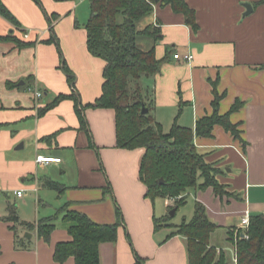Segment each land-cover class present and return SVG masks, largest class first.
<instances>
[{
    "label": "crops",
    "instance_id": "1",
    "mask_svg": "<svg viewBox=\"0 0 264 264\" xmlns=\"http://www.w3.org/2000/svg\"><path fill=\"white\" fill-rule=\"evenodd\" d=\"M39 1L3 0L21 27L0 17L1 35L14 33L23 41L36 42L25 49L0 43V264H60L55 259L56 246L72 240L69 223L61 213L65 207L99 224H115L117 208L122 211L124 221L117 241L100 245L101 264H137L138 259L140 264H189L186 237L177 234L176 228L156 229L158 212L163 215L175 204L172 199L159 204L157 199L146 197V187L139 178L144 150L117 147L115 110H85L96 149L90 146L89 134L81 127L72 99L40 114L62 94L75 92L83 106L94 104L103 93L106 62L88 49L90 0ZM262 1L186 0L196 11L197 31L171 6L156 5L139 28L159 26L162 40L137 38L140 49L155 47L157 58L163 61L158 74L139 81L152 114L162 125L164 117L174 124L182 106L178 122L185 127L195 128L199 119L211 115L214 82H218L222 95L220 114H227L237 101L243 103L230 116L241 139L219 125L212 137L195 138L199 152L220 171L217 179L228 193L219 196L213 188L192 189L186 199L194 207L192 218L196 204L201 203L209 219L219 226L210 246L225 253L229 264H235L237 256L230 232L244 231L242 219L247 212L250 216L264 214ZM247 3L253 8L250 14ZM52 37L59 46L42 43ZM186 55L193 59L185 62ZM35 91L43 92V96L37 99ZM41 156L61 161L39 163ZM46 180L64 185L65 192L59 194L46 187ZM20 190L24 191L22 197L15 194ZM10 196L20 201L19 213ZM4 203L9 214H15L17 223L23 225L25 240L8 221H12L10 215H4ZM31 208L34 220L27 215ZM48 219L56 225L49 240L27 227ZM221 230L228 234L226 247L216 243ZM19 238L23 247L16 249ZM64 264H75V258H68Z\"/></svg>",
    "mask_w": 264,
    "mask_h": 264
},
{
    "label": "trees",
    "instance_id": "2",
    "mask_svg": "<svg viewBox=\"0 0 264 264\" xmlns=\"http://www.w3.org/2000/svg\"><path fill=\"white\" fill-rule=\"evenodd\" d=\"M262 2L264 3V0ZM156 5L171 6L176 13L184 15L186 24L194 31L199 29L196 11L186 0H90L92 14L86 25L87 45L94 57L106 62L103 93L94 104L87 106L82 105L75 92L71 95H59L53 103L41 109L40 114H45L66 99H72L81 127L89 134L90 146L96 149L85 110H115L117 147L125 150H144L139 178L146 187V197L152 201L158 198H178L175 205L178 210L186 203L187 194L192 189L205 191L213 188L219 196L228 193L226 186L217 179L220 171L208 163L205 155L199 152L195 138L212 137L214 128L219 125L235 138L241 139V132L230 116L240 110L243 103L237 101L227 114H220L222 95L217 90L218 82H214V112L211 115L199 119L195 128L185 127L178 122L182 106L170 131L164 130L163 125L152 114V107L146 102L139 84L142 77L158 74L163 63L157 58L155 47L146 51L137 45L139 36L152 38L155 42L163 38L159 26H147L143 30L139 28L140 23L154 13ZM0 17L15 27H21L3 0H0ZM8 42L14 43L19 49L36 45V42L19 39L14 33L0 34V43ZM42 43H54L59 46L55 37ZM69 80L71 81V78ZM8 86L12 87L14 84L8 83ZM143 106L150 110L148 114H142ZM2 126L0 125V129ZM45 185L59 194L66 190L64 185L52 180H46ZM195 208L191 221L173 225L168 223L171 217L167 216L155 220L156 229L163 226L176 228L177 234L186 237L189 264H229L225 253H218L216 248L210 246L212 234L219 226L209 219L204 205L197 203ZM61 213H64V221L69 223L72 240L57 244L56 261L64 264L68 258L74 257L75 264H101L100 245L116 242L118 229L123 225L120 208H117L118 221L115 224L96 223L86 214L71 211L66 207ZM10 219L19 222L15 214H12ZM27 227L37 230L40 237L49 240L56 225L53 219H48L40 220L37 224H27ZM242 233L239 232L236 239L230 233V239L236 247L238 264H264V214L251 216L250 227L245 232L248 238L243 237ZM16 246L23 247L19 240ZM140 263L138 259L137 264Z\"/></svg>",
    "mask_w": 264,
    "mask_h": 264
},
{
    "label": "rangeland",
    "instance_id": "3",
    "mask_svg": "<svg viewBox=\"0 0 264 264\" xmlns=\"http://www.w3.org/2000/svg\"><path fill=\"white\" fill-rule=\"evenodd\" d=\"M186 112H187V110H186ZM164 116H166V115H164ZM162 121H163V125H164V127L166 129L165 131L166 132H169L170 131V127H171L170 125H173L172 124L173 122L172 123L170 122L169 117H164ZM163 199L164 198H159V199L156 200V202L159 203V204H161L163 202ZM172 200H173L174 204L176 205V202L179 199L178 198H172ZM5 201H6V199H5ZM10 202H11L12 205H14V206L16 205V207H17L16 209H17V211L19 213V207L21 205L20 201H18L17 199H15L13 196H10ZM7 205H8L7 203H4L3 204V211L5 213L4 214L5 216L10 215ZM175 207L172 208V209H170V210H165V213L163 214L164 216L161 214V211L158 212L159 214H158L157 217L160 218V219H162L163 217L170 216L171 218H170L169 222H172L174 224H179V223L181 224L184 221V219L187 220V221H191L192 220V216L194 214V210H193L194 207H193V204L190 203L189 200H187L186 204H184L181 207H179L178 210L176 209V213L174 215H171V211L174 210ZM27 215H29V217H31V220H32V218L35 215L34 214V210H32V208L29 209V210H27ZM10 217H11V215H10ZM10 217L8 216V218H10ZM33 220H34V218H33ZM8 221L10 222V224H15L16 225V227L18 228V230H17L18 237L20 236L23 240H25V233H23V230H24L23 225L20 224V223H17L15 220H12V221L11 220H8ZM230 233H232L231 236L234 239H236V237L238 235V231H234V232H230ZM226 235H228L227 232H226V230H221V231H219L217 233V240H216L217 241L216 242L217 245L225 246L226 247V239H225ZM18 240H20V238ZM16 249H21V248H18L16 246ZM217 252L219 253L218 250H217ZM228 255H230V253ZM232 261L233 260H231V262ZM232 264H234V261L232 262Z\"/></svg>",
    "mask_w": 264,
    "mask_h": 264
},
{
    "label": "built area",
    "instance_id": "4",
    "mask_svg": "<svg viewBox=\"0 0 264 264\" xmlns=\"http://www.w3.org/2000/svg\"><path fill=\"white\" fill-rule=\"evenodd\" d=\"M175 57L177 59H179L180 58V55H176ZM192 59H193V56L192 55H186V56L183 57V60L185 62H190ZM35 95H36V98L37 99H40L43 96V93L42 92L35 91ZM60 161H61L60 158L43 157V156H41V157L38 158V162L39 163H47L48 164V163L60 162ZM23 192H24L23 190H20V191L15 192V194L18 197H22L23 196ZM250 222H251V216H250L249 212H247L245 214V216L243 217V219H242L241 229H243L244 231H243V233L241 235L243 237L248 238V235H246L245 232L249 229ZM238 235H239V231H238ZM238 235H237V237H238ZM235 264H238V258H237V256L235 257Z\"/></svg>",
    "mask_w": 264,
    "mask_h": 264
},
{
    "label": "water",
    "instance_id": "5",
    "mask_svg": "<svg viewBox=\"0 0 264 264\" xmlns=\"http://www.w3.org/2000/svg\"><path fill=\"white\" fill-rule=\"evenodd\" d=\"M246 8H247V14H250L253 10L252 5L247 3L245 4ZM150 112V110L146 107L143 106V110H142V114H148ZM161 182H163V179L161 180ZM176 213V209L171 211V215H174Z\"/></svg>",
    "mask_w": 264,
    "mask_h": 264
}]
</instances>
